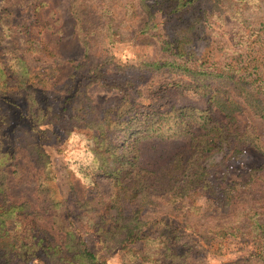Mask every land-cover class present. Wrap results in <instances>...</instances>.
<instances>
[{
	"label": "rangeland",
	"instance_id": "rangeland-1",
	"mask_svg": "<svg viewBox=\"0 0 264 264\" xmlns=\"http://www.w3.org/2000/svg\"><path fill=\"white\" fill-rule=\"evenodd\" d=\"M180 38L189 42L183 56L170 45ZM204 68L214 74L203 75ZM2 69L29 71L35 86L33 75L51 70L38 105L25 96L15 101L10 128L19 115L36 123L34 112L57 108L74 80L91 119L106 116L115 147L132 152L138 167L184 166L173 189H147L145 182L142 193L150 205L142 215L147 232L176 234L191 247L175 264H264L257 255L264 237L252 232L253 221L264 223V0H0V92L9 77ZM219 96L239 104L232 118L217 105ZM213 121L236 135L230 148L213 147ZM64 126L57 119L40 125L50 130L42 147L59 195L100 194L109 203L117 188L97 171L96 135ZM12 164L0 168L9 192L37 208L36 166L23 149ZM84 241L107 264L165 263L105 245L95 234Z\"/></svg>",
	"mask_w": 264,
	"mask_h": 264
},
{
	"label": "trees",
	"instance_id": "trees-1",
	"mask_svg": "<svg viewBox=\"0 0 264 264\" xmlns=\"http://www.w3.org/2000/svg\"><path fill=\"white\" fill-rule=\"evenodd\" d=\"M193 1L188 0L189 3ZM177 43L178 45H170L176 49V55L183 56L189 42L180 38ZM88 57L86 54L85 58ZM17 59L24 61L23 56ZM4 66L6 67L5 64ZM5 70L2 72L9 77L0 92V168L13 165L19 150H25L39 173L40 204L35 208L26 200H14L6 186L7 173L0 171V264H11L16 259H38L44 264H107L106 259L92 251L84 241V237L90 234L98 235L105 245L112 244L125 251H133L140 257L154 255L158 258L156 261L165 258L164 264H175L176 259L185 257L191 247L181 243L180 236L175 234L171 237L169 234L164 239L153 236L146 230L149 222L142 217L150 207L142 195L146 190L144 183L147 182V189L151 186L171 190L172 178L183 175L184 166L181 164L178 169H172L167 165L152 170L138 167L136 156H131L132 152H119L115 147L110 138L111 122L106 125V116L102 114L91 119L92 108L85 94L81 92L82 84L74 80H71V87L57 108L52 110L47 106L34 112L36 123L23 120L22 115H19L16 124L10 128L13 117L17 115L15 101L25 96L38 105L39 88L49 87L51 80L48 71L51 70L45 69L42 73L33 75L40 79L37 86L31 82L29 71L19 76L16 69L9 72ZM211 70L204 68L202 74L213 75ZM216 75L221 77L220 73ZM257 101L260 100L257 98ZM216 103L230 118L240 107L235 102H222L220 96ZM79 105H82L80 113L77 111ZM54 119L64 123L67 133L86 130L87 134L96 135L97 171H100V175L115 180L114 185L117 188L115 196L109 198V203L103 196L98 198L100 194L93 198L79 199L59 195L54 186L56 175L51 158L42 147V141L49 137L50 130L40 128L41 123H49ZM211 125V133L214 134L213 147L220 149L226 145L230 148L236 135L223 130L228 126L219 121H213ZM134 139L136 142L132 145L139 142L138 138ZM201 150L205 151V148L201 147ZM239 151V148L234 150L235 153ZM181 161L186 163L185 158ZM185 189L183 187L180 190ZM252 232L257 238L260 234L264 237V223L253 221ZM257 255L264 260V240L259 243Z\"/></svg>",
	"mask_w": 264,
	"mask_h": 264
}]
</instances>
